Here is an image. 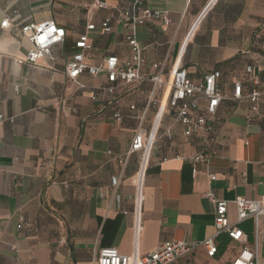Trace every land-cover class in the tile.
Instances as JSON below:
<instances>
[{
    "label": "crops",
    "instance_id": "1",
    "mask_svg": "<svg viewBox=\"0 0 264 264\" xmlns=\"http://www.w3.org/2000/svg\"><path fill=\"white\" fill-rule=\"evenodd\" d=\"M137 1L107 0L106 9L91 10L89 0H0V26L5 18L23 24L52 20L66 31L64 44L53 50L58 61L33 67L16 63L28 41L0 27V264H95L102 249L144 256L168 243L203 242L215 234V205L206 193L227 202L264 196V118L246 119L250 102L223 101L207 145L198 136L186 138L168 113L142 177V154L129 153L138 128L134 118L153 84L128 85L113 100L95 95L106 75L83 74L84 90L66 77V60L88 25L97 28L89 33L91 64L110 56L129 61L119 15ZM142 1L171 21L166 26L147 18L137 29L142 75L164 70L167 77L185 68L199 81L219 70L221 89L231 94L251 67L264 85V0ZM106 19L109 33L101 29ZM117 111L122 121L115 119ZM206 149L216 155L194 174L191 159ZM228 211L235 222V205ZM240 228L253 245V220ZM217 244L211 260L230 264L238 244L226 235ZM258 253V264H264L263 224Z\"/></svg>",
    "mask_w": 264,
    "mask_h": 264
},
{
    "label": "built area",
    "instance_id": "2",
    "mask_svg": "<svg viewBox=\"0 0 264 264\" xmlns=\"http://www.w3.org/2000/svg\"><path fill=\"white\" fill-rule=\"evenodd\" d=\"M107 7V0H89L91 10H103ZM143 12L145 16L141 15ZM147 18L163 21L166 26L171 23L166 14L162 12L151 13L146 10L142 0H138L133 9H125L119 15V19L127 32L126 39L132 51L129 61L123 62L115 56H110L98 64H91L89 53L92 50V44L89 33L97 28L95 25H88L86 33L79 36L75 43L74 52L65 63V75L78 90L85 89V86L79 83V78L83 74L87 73L92 78L106 75L105 84L95 93L98 98L107 95L115 100L120 90L128 85L144 81L153 84L147 105L134 118L138 121V128L129 153L130 155L142 154L140 172L142 177L145 174L151 151L156 144L160 126L168 113L173 114L175 123L183 127V135L186 138L198 136L205 145L208 144L210 135L218 123L217 112L223 101H248L251 104V109L246 119L251 122L264 118L262 112L264 85L251 67L247 69L248 78L236 82L231 94L222 91L220 86L222 74L219 70L207 74L199 81L191 80L188 70L185 68L172 70L167 77L164 70L153 76L142 75L140 68L144 64V58L142 48L136 38V32L138 28L146 24ZM110 24L111 19H106L101 25L102 31L111 32ZM0 27L1 29L13 28L21 38L26 39L30 44L25 57L16 59L19 66L39 67L43 60L56 63L58 58L54 55L53 50L55 47L63 45L66 40L64 28L52 20L23 24L5 18ZM247 83L251 86L247 87ZM152 109H155L156 112L154 119L150 120L148 115ZM131 110L134 111L136 108L132 106ZM114 117L117 121L123 120L122 114L118 111ZM1 119L3 120V118ZM214 155H216V151L206 149L194 156L191 159L193 173H197L198 165L208 164ZM210 180L214 181L216 177L211 176ZM205 197L215 205L214 236L199 243L173 242L164 244L144 256L137 252L132 256H126L120 254L117 249H102L95 264H174L199 250H203L207 258L215 259L218 255L217 238L222 235H226L239 246L238 252L230 264H258L262 224L264 226V196L255 201L237 198L233 202H227L217 200L214 193L209 191ZM230 203L236 207L237 220L235 222H232L229 217L228 207ZM140 205L141 194L138 196V216ZM248 220L254 222L253 245L250 244L249 236L240 228V225Z\"/></svg>",
    "mask_w": 264,
    "mask_h": 264
},
{
    "label": "rangeland",
    "instance_id": "3",
    "mask_svg": "<svg viewBox=\"0 0 264 264\" xmlns=\"http://www.w3.org/2000/svg\"><path fill=\"white\" fill-rule=\"evenodd\" d=\"M174 264H220L206 257V254L203 250L196 251L186 257L183 260H180Z\"/></svg>",
    "mask_w": 264,
    "mask_h": 264
}]
</instances>
